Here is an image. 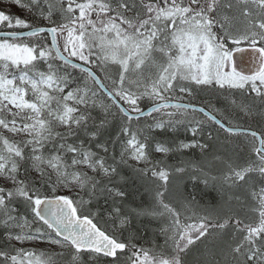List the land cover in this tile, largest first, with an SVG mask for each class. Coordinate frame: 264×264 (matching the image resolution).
<instances>
[{
	"label": "snow or ice",
	"instance_id": "obj_1",
	"mask_svg": "<svg viewBox=\"0 0 264 264\" xmlns=\"http://www.w3.org/2000/svg\"><path fill=\"white\" fill-rule=\"evenodd\" d=\"M12 4L0 264H264V0Z\"/></svg>",
	"mask_w": 264,
	"mask_h": 264
},
{
	"label": "trees",
	"instance_id": "obj_2",
	"mask_svg": "<svg viewBox=\"0 0 264 264\" xmlns=\"http://www.w3.org/2000/svg\"><path fill=\"white\" fill-rule=\"evenodd\" d=\"M6 1L8 2V5H11V11L13 13H17V14H19L21 16L25 15V13L21 12V10L19 8H17L15 5L12 4V0H6ZM0 7H3V6H0ZM241 123H253V122H251V121H241ZM253 127H255L254 123H253ZM213 195H217V194L213 193ZM158 242L162 243L163 242V238L160 237Z\"/></svg>",
	"mask_w": 264,
	"mask_h": 264
},
{
	"label": "rangeland",
	"instance_id": "obj_3",
	"mask_svg": "<svg viewBox=\"0 0 264 264\" xmlns=\"http://www.w3.org/2000/svg\"><path fill=\"white\" fill-rule=\"evenodd\" d=\"M5 3L8 4V2L5 0Z\"/></svg>",
	"mask_w": 264,
	"mask_h": 264
}]
</instances>
